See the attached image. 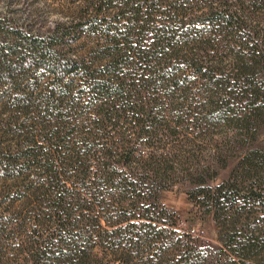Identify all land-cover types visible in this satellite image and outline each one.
Segmentation results:
<instances>
[{
    "label": "trees",
    "instance_id": "obj_1",
    "mask_svg": "<svg viewBox=\"0 0 264 264\" xmlns=\"http://www.w3.org/2000/svg\"><path fill=\"white\" fill-rule=\"evenodd\" d=\"M88 4L87 11L94 9L96 17L87 30L103 36V51H93L89 63L86 57L55 50L64 42L63 30L69 28L60 24L48 37L25 36L23 57L17 51L0 56V81L9 75L25 84L22 64L54 76L41 90L28 82L23 89L9 88L4 96L11 137L0 149V172L7 202H27L17 213H37L30 232L24 229L35 264L54 253L58 259L89 263L91 237L111 262L134 264L129 255L120 253V243L111 241L120 233L134 245L148 241L149 255L141 264H197V246L166 255L172 256L169 259L163 255L167 248L162 245L166 241L171 245V240L158 243L163 230L152 213L167 214L156 200L167 185L157 188L161 183L156 181L168 180L173 166L160 162L152 169L151 158H139L140 145L143 139L156 138L161 129L178 136L212 123H241L240 128L248 131L251 121L264 118V83L253 77L264 67V29L252 17L264 11V0H90ZM80 73L82 83L72 88L66 77ZM241 108L245 112L239 114ZM255 155L246 154L237 168L250 169ZM258 162L264 166V157ZM235 182L231 179L214 189L206 186L196 193L218 211L225 208ZM40 213H58L51 215L56 216L52 222L57 229L44 235L41 225L47 216ZM72 213L123 215L111 231L75 233L66 228L75 223L62 221H69ZM227 237L226 249L209 251L210 264H229L225 252L242 262L255 255L254 241L259 237H246L237 249L230 247L235 236ZM81 242L87 243L83 249L78 248Z\"/></svg>",
    "mask_w": 264,
    "mask_h": 264
},
{
    "label": "rangeland",
    "instance_id": "obj_2",
    "mask_svg": "<svg viewBox=\"0 0 264 264\" xmlns=\"http://www.w3.org/2000/svg\"><path fill=\"white\" fill-rule=\"evenodd\" d=\"M89 2L90 0H0V56L17 51L23 57L27 54V45L22 40L25 36L48 37L53 33L55 26L60 24L69 28L63 30L64 42L55 50L70 57H86L89 63L91 59L88 56H93L95 54L93 51H103L101 32L93 35L87 30L90 27L88 24L90 19L96 17L94 9L87 11ZM252 17L256 23H260L259 28L264 29V11L256 12ZM98 18L103 19V15ZM261 46L264 51L262 43ZM10 59L8 58L9 61L17 62L15 59ZM97 68L95 66L91 69ZM21 70L24 73L22 79H27L25 84L20 82L19 78L12 81L8 78L9 75L6 80L0 81V149L6 147L11 137L10 127L6 124L7 116L4 114L6 91L15 85L23 89L28 82L34 83L33 85L41 90L44 85L51 83L54 79V76H50L43 70H37L34 66L29 68L27 64H22ZM71 75L72 80L67 76L66 81H71L72 88L82 83L78 79L82 73ZM253 77L254 80L264 83V67ZM197 83L201 84L202 81ZM242 112H245L244 109H238L239 114ZM26 117L31 116L29 114ZM26 117L20 121L23 119L25 121ZM240 125L241 123L222 126L212 123L200 131L192 130L178 136H169L168 132L158 129L156 138L149 142L143 139L139 158L144 161L151 158L152 169L160 162L173 166L168 180L156 181L161 183L157 185V188L159 185L162 187L163 183L167 185L166 188L157 192L156 197L158 205L165 208L167 214L163 216L161 212L152 213V216L157 218L158 228L163 230L158 243L162 244L166 240H171V245H167V241L162 245L167 248L163 254L166 259L172 257L166 255L181 253L179 251L181 248L197 246L200 250L197 264H210L207 258L209 251L226 249L227 236L232 234L235 236V242L230 245L231 249L239 248L240 242L250 235L257 236L259 239L253 240L255 255L250 260L242 262L225 252L228 256H224L226 262L264 264V166L258 162L260 157H264V118L256 122L251 121L248 131L240 128ZM248 153H257L253 166L246 170L237 168L241 159ZM3 176L0 172V264H35L32 250L24 240L26 238L24 232H30L34 225L32 219L37 213H17L21 208L24 209L27 202H7L6 191L3 190ZM231 179L236 180V188L233 194L229 195L228 200L225 199L227 200L224 203L225 208L221 210L215 211L207 197L196 193L203 187L208 186L214 189ZM74 185L76 188L80 187ZM69 187L73 188L71 185ZM250 192H254L255 196H250ZM259 194L261 198L256 199L255 197ZM75 196L78 195L75 194ZM247 196L249 198L246 200ZM40 214L43 217L45 214L47 216V221L42 220L41 225L44 235L57 229L52 221L58 213ZM72 214L74 216L69 221L65 218L62 221L75 223L72 229L66 226L69 231L75 233L111 231L118 222V216L123 215L120 213ZM49 217L52 218L49 219ZM74 219H76L75 222ZM21 225H24L23 229ZM121 235L122 233L116 237L111 235L115 237L111 241L121 244L118 245L121 249L120 253L129 255L134 264L144 262L150 251L148 241L137 242L134 245L131 242L128 243V236ZM85 244L87 243L80 244L78 248L83 249ZM89 244L92 246L93 257H89L92 261L86 264H117L111 262L110 256L103 252V247L99 246L98 241L91 237ZM68 252L69 250L66 249L65 253L68 254ZM85 253L89 255V249ZM57 256V253H54L51 258L40 261V264H80L77 259L65 257L58 259ZM164 257L157 262H163Z\"/></svg>",
    "mask_w": 264,
    "mask_h": 264
}]
</instances>
